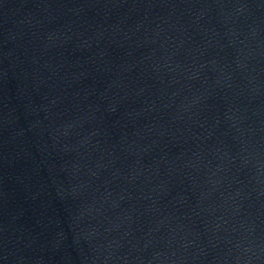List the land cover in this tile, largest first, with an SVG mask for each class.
Here are the masks:
<instances>
[{
    "label": "water",
    "instance_id": "obj_1",
    "mask_svg": "<svg viewBox=\"0 0 264 264\" xmlns=\"http://www.w3.org/2000/svg\"><path fill=\"white\" fill-rule=\"evenodd\" d=\"M0 264H264V0H0Z\"/></svg>",
    "mask_w": 264,
    "mask_h": 264
}]
</instances>
